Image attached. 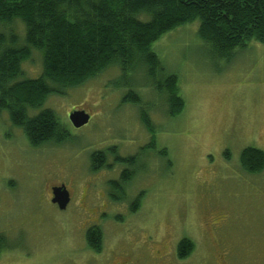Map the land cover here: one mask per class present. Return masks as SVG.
<instances>
[{"label":"rangeland","instance_id":"rangeland-1","mask_svg":"<svg viewBox=\"0 0 264 264\" xmlns=\"http://www.w3.org/2000/svg\"><path fill=\"white\" fill-rule=\"evenodd\" d=\"M199 26L186 23L155 41L160 66L152 72L124 73L114 63L28 108L30 117L54 111L69 134L61 144L33 147L0 111V264H103L116 252L147 258L173 251L183 236L194 243L193 264L264 263V170L251 174L240 161L249 147L264 151V44L221 56ZM0 32L4 46L11 36L25 41L19 19ZM21 66L22 78L39 77L41 53L31 49ZM170 76L184 100L176 116ZM78 109L90 114L81 128L69 120ZM97 152L106 165L94 170ZM58 184L73 194L64 210L51 198ZM93 226L103 233L102 254L86 240ZM147 238L159 243L145 246Z\"/></svg>","mask_w":264,"mask_h":264},{"label":"trees","instance_id":"trees-1","mask_svg":"<svg viewBox=\"0 0 264 264\" xmlns=\"http://www.w3.org/2000/svg\"><path fill=\"white\" fill-rule=\"evenodd\" d=\"M19 19L25 24V41L11 45L0 32V111L23 128L33 147L61 144L68 131L51 109L30 117L28 108L41 106L52 93L76 87L118 63L125 73L135 66L154 71L160 66L152 45L163 34L199 20L198 34L221 56L255 41L264 44V0H0V24ZM31 49L43 57L37 78H22L21 64ZM172 116L184 108L177 94V78L166 85ZM143 122L150 127L148 119ZM241 167L251 174L264 170V151L249 147L241 154ZM93 169L105 164L102 152L92 155ZM127 178V172L123 173ZM89 247L100 250L99 227L88 229ZM5 246L0 235V250ZM182 253L194 249L182 242Z\"/></svg>","mask_w":264,"mask_h":264},{"label":"flooded vegetation","instance_id":"flooded-vegetation-1","mask_svg":"<svg viewBox=\"0 0 264 264\" xmlns=\"http://www.w3.org/2000/svg\"><path fill=\"white\" fill-rule=\"evenodd\" d=\"M87 112V111H86ZM106 165V162L104 164V166ZM102 166V167H104ZM101 167V168H102ZM100 169V168H99ZM126 172V171H123V173ZM127 177L129 178L128 174H127ZM130 179V178H129ZM124 183H127V182H124ZM116 184V183H115ZM62 184H58V185H54L51 187V198H53V191L52 189L56 186H61ZM118 185V184H116ZM67 187V186H66ZM119 189H121L120 187V184H119ZM68 189V187H67ZM69 193H70V201H71V198H72V192L70 191V189H68ZM110 196H113L115 197V193H109ZM105 195L103 194V197ZM70 203V202H69ZM107 204V203H106ZM69 205V204H68ZM67 205V207H68ZM108 205V204H107ZM66 207V208H67ZM103 209H106V208H102L100 210H103ZM64 210V209H63ZM99 210V211H100ZM133 212L137 211V207H133L132 208ZM221 223V222H217V223H213L212 225L214 226V228L216 229V226ZM103 234V233H102ZM182 242H187L189 244H193L194 246V243L192 240H190L188 237L186 236H183L181 238H179L176 242H175V248L174 250L172 251H169V252H166V251H156L154 252L153 254H151L150 257H147V258H142V257H138V256H135V255H125V254H120L118 252L116 253H113L112 255H107V257L105 258V261L103 264H173V261L174 260H178L180 262H183V264H193L194 263V259H193V252H194V249L190 252H184L182 253L181 251V247H180V244ZM142 244H144L145 246H148V247H152L154 244H157L159 243V239L158 240H150L149 238L145 239L144 241L141 242ZM89 246V245H88ZM91 248V247H90ZM92 251L96 252V253H99V254H102L103 253V245H102V248L100 250H96V249H93L91 248ZM152 251V250H151ZM153 252V251H152ZM118 253V254H117ZM249 264H257V263H249ZM264 264V263H263Z\"/></svg>","mask_w":264,"mask_h":264},{"label":"water","instance_id":"water-1","mask_svg":"<svg viewBox=\"0 0 264 264\" xmlns=\"http://www.w3.org/2000/svg\"><path fill=\"white\" fill-rule=\"evenodd\" d=\"M69 120L75 128H81L90 121V114L85 110H74L69 115ZM52 202L57 204L60 209H66L70 202V193L65 184L56 186L52 189Z\"/></svg>","mask_w":264,"mask_h":264}]
</instances>
